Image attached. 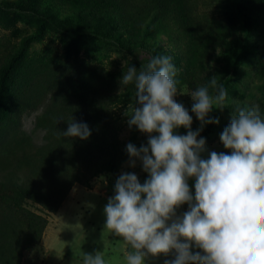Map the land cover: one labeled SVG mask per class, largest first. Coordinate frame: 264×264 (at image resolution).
Here are the masks:
<instances>
[{"label": "trees", "instance_id": "1", "mask_svg": "<svg viewBox=\"0 0 264 264\" xmlns=\"http://www.w3.org/2000/svg\"><path fill=\"white\" fill-rule=\"evenodd\" d=\"M195 1H0L1 16L13 13L38 22L17 47L0 41V264H24L26 250L42 243L49 223L39 211L58 212L77 183L115 171L121 161L123 121L115 104L124 91V74L60 55L29 56L32 43L50 29L125 51L146 49L151 58L169 55L177 65L178 89H196L209 82L218 45L234 34L217 78L228 90L243 62L259 55L257 44L264 45V29L253 38L264 0H231V8H215L219 18L195 14ZM228 8L231 14H226ZM226 20L237 21L239 31L229 32ZM160 37L165 41L153 44ZM259 94L264 95V82ZM41 107L35 126L44 130V140L37 142L24 129L23 116ZM72 118L88 124V139L61 134Z\"/></svg>", "mask_w": 264, "mask_h": 264}, {"label": "clouds", "instance_id": "2", "mask_svg": "<svg viewBox=\"0 0 264 264\" xmlns=\"http://www.w3.org/2000/svg\"><path fill=\"white\" fill-rule=\"evenodd\" d=\"M139 69L128 67L120 84L121 92L135 86L136 106L126 112L129 126L149 134L147 145L127 144L130 165L139 159L149 178L141 183L134 172L121 174L104 208V231L130 246L124 264H146L161 254L172 257L164 264H264V116L259 105L238 107L221 133L230 154L211 151L202 158L206 140L198 137L204 125L219 123L210 113L226 107L224 84L213 76L185 93L201 122L193 131L192 115L175 99L184 92L178 91L172 57L154 56ZM181 126L188 129L186 135L176 133ZM61 134L88 139L91 129L72 118ZM185 203L189 210L178 215ZM83 264L108 261L104 251L85 252Z\"/></svg>", "mask_w": 264, "mask_h": 264}, {"label": "rangeland", "instance_id": "3", "mask_svg": "<svg viewBox=\"0 0 264 264\" xmlns=\"http://www.w3.org/2000/svg\"><path fill=\"white\" fill-rule=\"evenodd\" d=\"M2 1V0H0ZM197 7L194 8L195 14L202 15L210 12L212 16L219 18L220 12L215 8H231V0H196ZM226 14H231L230 9ZM259 27L255 29L254 39L257 38L260 31L264 29L263 10L258 12ZM201 18V17H200ZM229 32L239 31L237 21L226 20ZM38 22L21 15L8 14L0 15V41L10 40L17 47L22 38L29 32L36 30ZM238 33V32H237ZM234 35V34H233ZM233 35H228L218 45L214 52L211 66L212 75L210 79L222 71L226 63L227 51L232 47ZM165 37V35H163ZM233 39V40H232ZM165 40L160 37L154 40L153 44H162ZM259 55L249 56L243 62L239 70L238 78L228 87V97L226 107L223 109L214 108L210 113L211 117L218 118L219 123H211L203 126L199 138L206 140L207 151L201 154L202 158H207L209 152H227L220 139V135L227 127L236 113L238 107L259 105L262 116H264V105L261 102L264 95L259 94V86L264 82V45L257 44ZM29 56L36 53L43 56L60 55L63 58L74 61L91 62L103 66L114 74H124L128 67L134 66L140 70L142 64H146L151 59V54L146 49H137L135 51L121 50L115 44L107 43L103 40H89L86 38H72L60 32L47 29L40 39L34 41L28 50ZM172 55L174 51H169ZM262 54V55H261ZM172 63L177 65L172 61ZM195 89L184 85L178 91L184 92L177 94V102L182 103L193 117L192 130L201 128V122L195 113L191 112L194 103L190 94ZM255 94H259L258 99ZM136 106V99L132 91V85L126 86L116 101L115 107L123 121V127L120 133V143L122 146L120 165L115 171L105 172L93 178L86 184L77 183L71 194L64 201L59 211L56 213L48 211H39L46 214L49 218L42 243L26 250L24 264H83V254L96 251H104L105 259L108 264H124V253L130 250V246L122 238L104 231L106 214L104 208L108 203L109 197L115 194V183L118 177L125 172H134L138 175L141 183L149 178V173L143 170L142 162L137 159L136 166L130 165V157L127 153V144L132 143L138 148L147 145L149 134L141 132L135 126H129L130 116L126 114L132 112ZM139 106V105H137ZM43 107L27 112L23 116V127L30 132L37 142L44 140V130L37 129L35 122ZM177 134L186 135L188 129L181 126L175 130ZM159 135V133H153ZM190 189L195 194V177L188 181ZM189 210V205L185 203L179 209L177 214L182 215ZM106 245V248H105ZM193 252L202 251L195 247ZM171 256L165 257L161 254L159 257H149L146 264H164L165 259H171Z\"/></svg>", "mask_w": 264, "mask_h": 264}]
</instances>
